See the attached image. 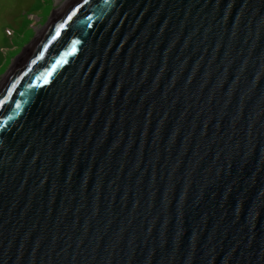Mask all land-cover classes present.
<instances>
[{"label":"water","instance_id":"water-1","mask_svg":"<svg viewBox=\"0 0 264 264\" xmlns=\"http://www.w3.org/2000/svg\"><path fill=\"white\" fill-rule=\"evenodd\" d=\"M0 264H264V0H65L0 80Z\"/></svg>","mask_w":264,"mask_h":264},{"label":"rangeland","instance_id":"rangeland-1","mask_svg":"<svg viewBox=\"0 0 264 264\" xmlns=\"http://www.w3.org/2000/svg\"><path fill=\"white\" fill-rule=\"evenodd\" d=\"M65 0H0V80Z\"/></svg>","mask_w":264,"mask_h":264}]
</instances>
